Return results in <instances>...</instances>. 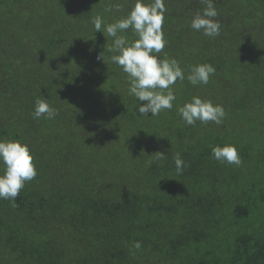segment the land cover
I'll return each mask as SVG.
<instances>
[{"label": "trees", "instance_id": "16d2710c", "mask_svg": "<svg viewBox=\"0 0 264 264\" xmlns=\"http://www.w3.org/2000/svg\"><path fill=\"white\" fill-rule=\"evenodd\" d=\"M133 3L0 0V138L26 143L37 169L15 206L0 200V264H264V218L250 229L264 205V0H214L215 38L190 27L200 0H165L160 56L186 77L216 71L207 85L177 80L158 116L139 115L113 38L91 22ZM193 96L222 105V125L185 124L177 108ZM38 98L59 114L34 119ZM224 144L241 166L212 157Z\"/></svg>", "mask_w": 264, "mask_h": 264}, {"label": "clouds", "instance_id": "9594fccd", "mask_svg": "<svg viewBox=\"0 0 264 264\" xmlns=\"http://www.w3.org/2000/svg\"><path fill=\"white\" fill-rule=\"evenodd\" d=\"M200 3L205 7L194 14L190 23L191 29L202 32L206 37H218L220 22L215 19L218 12L214 0H200ZM165 12V0H153L152 3L134 0L124 18L104 24L102 17L97 15L91 21L95 32L101 31L104 35L106 33L107 37L113 38V43L108 49L113 53L111 61L128 75L130 84L128 93L135 97L137 110L141 116H149V113L150 116H158L164 110H171L173 101L176 100L172 86L177 80L183 82L187 78L193 86L207 85L216 71L210 63H198L190 67L186 77L184 69L175 58L160 56L167 44L162 31ZM128 29L134 33L136 37L134 40L119 35ZM177 111L185 124L190 126H195L197 121L201 124L213 122L220 126L226 118L222 105L199 96H193L190 101L179 106ZM58 114V110L46 100L36 99L32 113L34 119L43 117L51 120ZM157 153L159 156L156 159L162 160L166 156L165 153ZM211 155L222 164L239 167L243 163L233 144L213 146ZM152 162L151 159L148 160V166H151ZM174 162L176 172L181 174L186 165L179 153L176 154ZM36 176L37 169L28 145L18 140L0 138V200H9L15 206L20 191ZM132 247L139 250L142 244L135 241Z\"/></svg>", "mask_w": 264, "mask_h": 264}, {"label": "rangeland", "instance_id": "374dc122", "mask_svg": "<svg viewBox=\"0 0 264 264\" xmlns=\"http://www.w3.org/2000/svg\"><path fill=\"white\" fill-rule=\"evenodd\" d=\"M262 207V214L260 215L258 212L253 213V224L250 229L252 228H258L260 225L263 224V218H264V205ZM205 246V244L203 245Z\"/></svg>", "mask_w": 264, "mask_h": 264}]
</instances>
